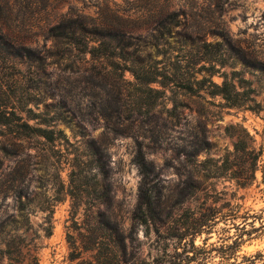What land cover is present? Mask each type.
I'll return each instance as SVG.
<instances>
[{"label": "rangeland", "instance_id": "rangeland-1", "mask_svg": "<svg viewBox=\"0 0 264 264\" xmlns=\"http://www.w3.org/2000/svg\"><path fill=\"white\" fill-rule=\"evenodd\" d=\"M6 1L40 59H20L14 39H0L3 97L25 101L65 137L21 141L0 128V264H264V0ZM71 12L109 26L175 13L173 37L139 30L140 44L163 71L226 78L239 105L210 95L208 81L190 92L171 75L103 78L109 62L90 72L88 54L69 56L40 34ZM191 25L213 41L223 28V65L194 64L183 45ZM237 139L247 151L235 150ZM138 147L152 170V211L140 203Z\"/></svg>", "mask_w": 264, "mask_h": 264}, {"label": "trees", "instance_id": "trees-1", "mask_svg": "<svg viewBox=\"0 0 264 264\" xmlns=\"http://www.w3.org/2000/svg\"><path fill=\"white\" fill-rule=\"evenodd\" d=\"M8 4V1L0 0V39L5 41H8V37L14 39L13 44L17 48V55L20 59H26L30 62L39 60L38 48L27 44L34 41L32 36L21 33L20 29L16 30L12 27ZM181 24L182 22L175 18V13L173 12L163 19L153 21L135 20L131 21L130 24H118L116 26H109L105 22H97L95 19L87 18L85 15L71 12L60 15L56 20L46 21L41 27L40 34L45 39H52L57 47L64 46L63 49L69 56L75 52L84 55L88 54L90 62L84 61L88 64L87 69L90 72H93L94 69L105 62L111 63L112 70L103 73V78H107L110 76L109 74L114 73L111 77L121 80L127 70L135 80L142 84L154 82L160 84L162 83L159 80L160 77L165 78L171 75L185 80L184 87L190 92L204 90L206 87L205 82L208 81V85L213 86V89L208 92L210 95H220L227 101L228 105H239L240 102L236 98L239 93L235 85L229 83L226 78L223 79L221 84H216L211 79L215 73L212 70L206 72L207 74H204L199 80H196L195 77L198 70L187 76V74L180 72V68H183L181 65L173 66L169 70L163 71L159 65L160 60L154 58L155 56H152V53L146 50V44L143 46L140 44V42L145 43V40L142 41L143 37L136 34V31L148 29L150 30V36L156 40L162 37H173V32ZM189 27L191 31L184 32V36L187 38L183 41V45H188L195 51L194 64L208 62L210 64L223 65L225 63L223 46L225 43L229 44V38L223 28L215 30L211 34L214 37H221L222 40L213 41L206 38L208 30H196L197 28L192 25L185 26L186 30ZM72 60L73 63H76V59ZM180 62H184V58ZM36 68L39 67L36 65ZM194 84L197 85L196 88H193ZM232 92H234V95ZM3 93L0 85V128L7 130L12 139L22 141L40 137L46 143L54 145L65 137L61 129H55L51 126V118L40 117L41 113L33 111L32 108H25V101L23 102L19 99L11 100L8 97L4 98ZM34 105L38 104L34 102ZM24 111L27 112L26 118L22 115ZM27 119H39V122L31 124ZM234 148L237 151H247L246 146L240 145L239 139L235 141ZM134 160L142 174L140 203L145 210L152 211L156 207V193L154 192V185L150 183L152 171L150 163L146 161L139 147L134 155ZM163 255L169 257V263L174 256L166 253V251H163ZM165 257H161V261L164 262Z\"/></svg>", "mask_w": 264, "mask_h": 264}]
</instances>
